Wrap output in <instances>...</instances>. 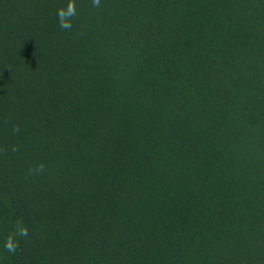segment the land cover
<instances>
[{"label": "trees", "instance_id": "obj_1", "mask_svg": "<svg viewBox=\"0 0 264 264\" xmlns=\"http://www.w3.org/2000/svg\"><path fill=\"white\" fill-rule=\"evenodd\" d=\"M0 264H264V0H0Z\"/></svg>", "mask_w": 264, "mask_h": 264}, {"label": "clouds", "instance_id": "obj_2", "mask_svg": "<svg viewBox=\"0 0 264 264\" xmlns=\"http://www.w3.org/2000/svg\"><path fill=\"white\" fill-rule=\"evenodd\" d=\"M93 6H99L100 0H92ZM74 14V4L70 3L68 5L67 11L60 9L58 10V20H59V25L61 28L64 29H70L71 28V23L68 19V17Z\"/></svg>", "mask_w": 264, "mask_h": 264}]
</instances>
